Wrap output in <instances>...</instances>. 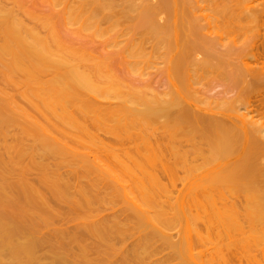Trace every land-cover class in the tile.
<instances>
[{
    "label": "bare ground",
    "instance_id": "6f19581e",
    "mask_svg": "<svg viewBox=\"0 0 264 264\" xmlns=\"http://www.w3.org/2000/svg\"><path fill=\"white\" fill-rule=\"evenodd\" d=\"M46 1L37 14L28 10L31 4L24 9L30 0H0V144L11 127L36 142L25 149L20 144L28 136H20L0 151V264H146L141 255L150 244L152 252L174 250L167 205L157 197L142 204L126 186L161 189L166 173L173 185L185 181L179 195H193L192 206L201 212L231 214V264H264V49L231 58V0ZM253 1L242 8L257 20L264 11ZM63 22H82L81 29L93 30V37L109 38L97 42L100 50L90 41L69 46L59 30ZM150 63L155 73L145 72ZM211 77L224 83L209 94L204 82ZM231 81L237 88L232 96ZM20 96L41 115L16 106ZM40 116L57 123L38 124ZM68 127L89 140L61 141L58 136ZM68 148L86 151L78 157L81 167L68 163L70 170L63 173L57 162L46 163L41 179L71 214L87 217L73 237L93 239L96 250L88 257L83 247L75 259L70 242L60 241L43 263L39 252L47 240L41 230L55 218L53 201L26 181L27 166L19 170V162L12 163L34 159V149L42 159L55 160ZM108 156L116 160L114 167ZM82 168L85 176L79 175ZM82 178V187L99 189L93 194L81 189V197L74 198L71 189ZM104 184L127 198L125 209L111 219L99 212L116 204L112 194L113 201H106ZM133 236L140 240L132 254L119 252L117 243ZM158 239L164 244L155 248ZM176 255L168 252L164 260ZM180 257V264H199L192 251Z\"/></svg>",
    "mask_w": 264,
    "mask_h": 264
},
{
    "label": "rangeland",
    "instance_id": "374dc122",
    "mask_svg": "<svg viewBox=\"0 0 264 264\" xmlns=\"http://www.w3.org/2000/svg\"><path fill=\"white\" fill-rule=\"evenodd\" d=\"M44 1L46 2V4H49L48 1H46V0H30L29 3L25 4L24 9H28V6L31 4V6L29 7L30 9H28V10L33 11L35 9L34 10L35 12L36 11L41 12V9H42L41 5L46 6ZM239 3H241V5ZM236 4L237 5L239 4V6H235ZM243 4H245L247 6V0H231V58H234V57L236 58L238 56L240 57L242 54H245V53H246L245 55L250 56L252 54V52L256 53V51H263V49H264V15L260 14L261 17L259 16V18H257V20L255 19L257 17L256 16L255 18L252 19V20H254L252 23L251 22L252 16H250L251 17L250 18V17L246 16L247 15L246 12H243V9H244V8H242L244 6ZM23 5H24V3H23ZM253 5L256 9H259L260 11L261 10L264 11V0H254ZM57 9H59V8H57ZM44 11H47V10H44ZM47 12H50V11H47ZM36 13L38 14V12H36ZM242 13H244V14H242ZM42 14H49V13H43L42 12ZM240 14H242V15H240ZM240 16H242V17H240ZM248 19H249V21H248ZM66 23L67 22H65V24H64V22L60 23L61 27H59V26L58 27H59V30L61 32L62 38L65 37V38H63L64 40L62 39V41L65 42L64 44H67L69 46L73 45V46L79 47V46H83L86 43L89 44L90 42L91 43L93 42V43H95L94 44L95 47H99L97 49L100 50V47H101L100 45L102 44V42H105L104 40H106V39L108 40V38H109V37H107V35L104 37V39H103V37H101L102 38L101 39L99 36L93 37L92 36V35H94V34H92L93 30L81 29L82 28V22H79V23L68 22V24H66ZM66 25H67V27H65ZM62 33L65 36L62 35ZM94 38H97L98 41L94 42ZM236 39H237V41H236ZM110 40H112V39H110ZM234 40L236 42H234ZM97 42L100 44L99 46H98ZM252 42H253V44H252ZM251 45H253V46H251ZM261 45H262V47H261ZM257 47L259 48V50L257 49ZM97 52H96V55L98 56L100 53L99 52L97 53ZM247 53H249V54H247ZM151 65H152L151 63L146 64V70H145V68H143V70H145V72H148L147 71V68H148L149 73H155L156 69L154 67L156 65H152V66ZM159 74H160V76H159ZM159 74H158L159 78L157 77V79L164 81L165 77L161 73H159ZM154 75H156V74H154ZM154 75L151 77H148V76L147 77L154 79L155 78ZM49 79H50L49 76H46L44 78V80H49ZM221 80H220V77L218 79L217 78L213 79L211 77V78L205 80L204 83L208 82V85L210 84V86H207V83L205 84L206 90L209 89L208 90L209 94L213 93L212 91H215V90H213L216 87L215 85H218L219 83L220 84L224 83V82L222 83ZM232 85L234 87V84H232V81H231V90H233L230 93L231 96L237 90V88H235V90H234V88H232ZM16 86H19V87L15 88L18 91V93L20 92V90H22V91L25 90V88H22L21 85L16 84ZM209 87H211V88H209ZM210 89H212V90H210ZM21 92H20V94H21ZM23 93L25 95V91ZM20 98H22V99H20ZM23 98L24 97H22V96H20L18 98V100H17L18 104L16 103V106L23 107L24 109H26L28 111L33 110V109H35V110L37 109L35 111L36 112L35 116L41 115V113L38 112L39 107L38 106H36V108L33 107V106H35V105H33L35 103L30 102L28 99H25V98L23 99ZM244 98H246V97H243L242 101H244ZM241 99L238 102L239 104L243 103V102H241ZM39 101H41V100H39ZM23 103L25 104V106ZM31 103H33V104H31ZM26 105H27V107L29 105L30 106L28 108H26ZM31 108H33V109H31ZM40 117L41 118H39L40 121L38 124L45 125L46 122H47V124L48 123H50V124L57 123V121L55 119L51 118L48 120V119H45L44 117L42 119V116H40ZM65 134L64 135L66 137L65 136L64 137L58 136V138L62 139L61 141L70 140L71 142L72 141H88L89 140L88 137L82 135L76 129H72L71 127L70 128L68 127L67 132H65ZM20 136H22V137L28 136V138H26V139L23 138V140L25 139V141H23V144H20V146H22L23 148L28 149V150L33 149V144L36 145V142L33 140L32 136L22 134L18 127H11V128H9V130L7 132V136L5 138L6 142L2 141L0 144V151L4 153L5 152L4 145L15 144L17 138ZM37 148H39V147H37ZM34 150H35L34 154L36 156V157H34V159H30L26 156L23 157L22 159L16 158L12 164L19 162V165H16V167H19V170L22 166H24V167L27 166L29 171H28L27 176L26 175L24 176L26 181L33 184L36 188L41 190L44 194H46L47 197L51 198V200L53 201V202H51L50 206H53L55 208V218H54L53 222L51 221V225L49 224L50 226L42 227V230H41V234L47 240V244L39 252L40 262L45 263V262H49L51 260L53 251L55 249H57L58 247H60V245L58 244V243H60V241L70 242L69 248H70V253H71L73 258H75V259L80 258V251H81L80 249L83 247L87 248L88 257H92L93 256L92 252L94 251V249L96 250L95 247L97 245L96 244L94 246L92 244L93 239H91V238L74 239V237H73V234L75 236V235L79 234V232L81 230H83L84 227L79 226V224L82 223L83 221H86V220L88 221L87 217L80 216L81 219H78V218H76V216L74 214H71L68 210L69 205L67 203H65V201L59 200L56 197H53L52 193L50 192V190L48 188V187H50V185L47 186L46 184H44L42 182V179H41V177L44 173V165L46 163L49 164L50 166H54V164L57 162L60 166H63L61 169H59V168H57V169H59V171L65 173L67 170H70L67 167L68 163L72 164V168L73 167H75V168L81 167V164L79 163L78 157L80 155L84 154L86 151H80V150H77L75 148H71V149L68 148V150L63 155H60L55 160H52V159H42L39 156V155H41L40 150H37V149H34ZM9 154H12V156H13L15 154V150ZM108 158L110 160H112V162H109ZM108 158H107L108 164L113 163V167H114V164H117L116 160L114 158L112 159L111 156H108ZM116 168L118 169V167H116ZM180 169L182 170V168H180ZM180 169H179V176H180V174L184 173L183 172L184 170L180 171ZM84 171L85 170L83 168L80 169L79 175L85 176L86 173H84ZM160 171L163 172V170H160ZM161 172H159V173H161ZM164 173H165V171H164ZM166 174H164L165 178L168 177ZM160 175H162V174H160ZM164 175H162V178L164 180L162 179L161 181L162 182L165 181L166 183L164 182L162 184L161 189H159V188L151 189L152 186L149 185L148 183H146L145 185L138 184V185L132 186V183L128 182V184L126 185L128 190L129 189L132 190V192H131L132 196H135V194L137 197L139 196V200L142 204L146 203L145 199L147 197H151V198L157 197V200L163 201L167 205L165 207V209L168 213V218H173V224L170 228L167 229V231L171 235V240L176 245L174 250L177 252V255L175 257L168 259V260H164V259H166L165 257L167 255V253L169 252L171 255H173L174 250L167 248L165 251H162L160 253H156L155 251L152 252V244H150L148 249L146 251H144L143 254L141 255L143 258H145L146 264H160L161 261L167 262L164 264H178L182 260V258L180 257V253L185 251V250L192 251L196 257L197 263H199V264H228V263L231 264V214L224 215V216H218V215L210 214V213H208L209 211L208 212L205 211L206 208L204 210V207H201V208H203V210L205 212H201V209L199 206H196V207L192 206L193 204H196L195 202L192 201V199H194V198H192L193 195H191L192 196L191 198L189 196H188L189 198L188 197L186 198L185 197V196H187L186 194L179 195V191L183 190L185 188V181H182L183 179H180L181 181L179 179H177L176 185H173L170 180L168 181L167 178L166 179L164 178ZM17 176H19V175H17ZM182 176H184V174H182ZM182 176H180V177L182 178ZM80 183H81L80 185H78L79 183H75L74 188L71 189L72 193H70V194L73 195L74 198L81 197V195H82L81 189L87 191V193H89V194H93V190L96 189V192H97L99 189V186L98 187H91L90 185H88L87 187H82L85 185V179L84 178H82L80 180ZM129 184H131V185H129ZM101 189H102L101 190L102 193H104V194L108 193L107 199H106L107 202L113 201L110 194H112L113 198L115 199L116 204L105 205L103 207V209H101L99 211L103 215L108 214V215H105L104 218L111 219V217H112L111 215L114 212H119V211L125 209V202L127 201V198L117 195L116 191L112 190L111 187L107 188L105 184L103 186H101ZM150 189H151V192H153V193H151L149 195ZM99 193H100V191H99ZM110 207L111 208L114 207V208L111 209ZM195 208L196 209L199 208L200 210L198 209L197 210L198 212H197ZM63 211H66L67 214L62 215L61 212H63ZM57 215H59L58 218H56ZM76 215H77V213H76ZM73 216H75L74 219L72 218ZM100 217H102V216H98L95 218L98 219ZM89 219H91V218H89ZM118 219L120 220V219H122V217H119ZM78 226H79V228H78ZM59 230L63 231L62 238H60L61 234L57 235V232H59ZM219 233H223V234L220 238H217V235ZM135 238H136L135 236L128 237L124 241H120L119 243H117L116 247L119 248V252H121L122 249H124L126 255H131L132 251H133V245L136 244L140 240V238H136V239ZM69 239H72V240L70 241ZM163 244H164L163 241L158 239L155 241L154 247L158 248L159 246H162ZM52 245H55L56 248H52ZM103 248L104 247H102V249Z\"/></svg>",
    "mask_w": 264,
    "mask_h": 264
}]
</instances>
